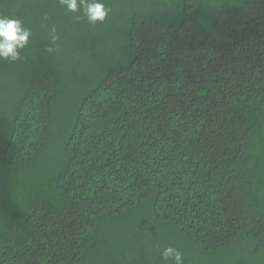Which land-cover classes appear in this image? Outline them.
<instances>
[{"label": "trees", "instance_id": "16d2710c", "mask_svg": "<svg viewBox=\"0 0 264 264\" xmlns=\"http://www.w3.org/2000/svg\"><path fill=\"white\" fill-rule=\"evenodd\" d=\"M102 2L0 0V264H264V0Z\"/></svg>", "mask_w": 264, "mask_h": 264}, {"label": "clouds", "instance_id": "9594fccd", "mask_svg": "<svg viewBox=\"0 0 264 264\" xmlns=\"http://www.w3.org/2000/svg\"><path fill=\"white\" fill-rule=\"evenodd\" d=\"M58 2L71 13L81 12L92 26L104 23L110 11L102 0H58ZM55 33L56 29L53 26L51 29L53 44L58 39ZM31 36V30L24 26L21 19L0 16V61L12 63L19 61L21 52L28 47ZM46 51L53 52L55 49L47 48ZM161 259L164 264H184L183 253L172 246L163 250Z\"/></svg>", "mask_w": 264, "mask_h": 264}]
</instances>
